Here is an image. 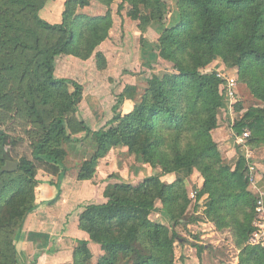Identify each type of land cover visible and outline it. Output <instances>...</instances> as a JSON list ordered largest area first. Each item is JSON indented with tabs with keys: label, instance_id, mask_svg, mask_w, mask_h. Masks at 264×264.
<instances>
[{
	"label": "trees",
	"instance_id": "16d2710c",
	"mask_svg": "<svg viewBox=\"0 0 264 264\" xmlns=\"http://www.w3.org/2000/svg\"><path fill=\"white\" fill-rule=\"evenodd\" d=\"M51 1L56 0H0V43L7 46L11 41L22 60L21 79L11 81L3 101L34 118L39 129L31 157L17 158L0 122V264H40L42 254L26 262L17 248L24 222L38 208V172L53 179L56 202L66 173V146L84 145L89 139L94 151L83 161L78 181L92 180L100 160L118 147L178 179L167 184L151 176L136 184L108 185L105 203L83 207L78 226L104 254L93 262L89 242L84 241L68 264H176V243L189 244L176 228L200 221L188 217L192 200L186 178L195 172L204 180L195 190V210L202 204L205 219L216 231L229 233L239 252L238 264H264V247L248 244L256 230L257 203L248 190V160L239 157L234 168L225 163L212 135L223 108V82L216 72H203L215 67L217 59L238 70L239 80L263 108L243 110L238 100L234 110L241 116L231 130L235 136L249 130L248 146L264 148V0H121L118 14L128 5L126 15L138 22L142 34L154 39L149 26L158 24L156 49L173 72L150 80L133 111L122 114L126 98L135 99L137 92L126 86L112 108L113 118L96 131L79 117L84 86L56 78V61L63 56L81 61L94 57L97 69L107 70V58L99 49L110 38V7L116 0H96L108 8L103 16L84 13L91 0H66L61 22L54 24L40 15ZM29 18L33 25L24 28ZM8 162L18 163V170L3 172ZM158 209L169 217V226L151 219ZM195 239L198 242L188 246L203 263L209 248Z\"/></svg>",
	"mask_w": 264,
	"mask_h": 264
},
{
	"label": "rangeland",
	"instance_id": "374dc122",
	"mask_svg": "<svg viewBox=\"0 0 264 264\" xmlns=\"http://www.w3.org/2000/svg\"><path fill=\"white\" fill-rule=\"evenodd\" d=\"M120 2L121 0H116L110 7L113 22H116V25H113L110 33L111 37L108 39L109 42L103 45V50L101 49L104 55L107 54V57L110 56L111 63L113 65V71H109L108 68L105 71H99L97 69V63L94 60V57L88 61H84L86 63H81V60H78L71 56H63L58 58L55 70L56 78L72 79L82 84L84 88L88 87L86 94L90 95V92H92V94L97 93V95L100 96V98L104 102V106L107 107L110 106L113 101L114 104L116 103L117 96L125 90L126 86H128L126 85V80L130 81V79L133 78L130 73H127V70L121 68L120 63H118V59L116 61L117 56L122 59L124 64L131 65V68H134V71H140V73L137 74L143 73L141 71V66L139 65V63L143 65L146 62V66H144L145 68H148L147 75L151 80L154 77L158 78L165 73L173 72L171 64L164 61H162V64L157 63L155 57L158 53L157 49L153 48L151 53L147 51L142 52L141 54L140 52H135L136 48H138L139 46H143V42L145 41V39L143 35H140L139 33L138 22H133L131 26H127V21H131L126 15L127 11L130 8L128 5L124 7V10L120 14H118V5L120 4ZM63 7V0L47 2L44 8L40 11V15L44 20L51 24L59 23L61 22ZM107 9V7L101 5L96 0H91V6H89V8L86 9L85 12H87V14L91 16H103L107 13ZM29 25H33V21L31 20V18L27 19L24 28ZM2 39L3 37L0 36V40ZM146 40L149 41L147 38ZM12 46L13 44L9 40L7 42V46H3L0 43V122L2 123V127L5 129L6 135L10 140V147L13 148L15 156H17V158L23 156L31 157L33 143L35 142V138L39 134L38 125L35 122L34 118L29 117L27 113H25L18 106L10 104L11 106L8 107V103H6L7 101H3V94H5L9 88H12L13 84L11 83V81L14 82L16 80H20L22 75H20V72L22 70V60L19 58L20 53L16 48ZM154 53L155 56L152 55ZM107 61L109 62L108 59ZM215 64V67L213 66L210 69H205L203 70V72L218 73L222 71L230 74L238 80L239 99H236L233 102V105L223 100V108L218 115L220 125L226 130L229 128V130L231 131V126L241 116L234 110L236 106L235 103L238 100L239 103L241 102L243 110H248L250 108H263V105L254 98L248 86L244 83H241V81L239 80L237 69L226 67L221 59H217ZM156 65H160L161 68H156ZM115 68L118 70H114ZM158 72L160 74L159 76ZM148 82L149 79L147 80V83ZM111 112L103 117V121L99 124V126L104 127L113 118L114 114L112 112L111 115ZM225 112H230L232 114L233 119L231 121H228L224 118ZM79 117H81L80 114ZM96 129L98 130V128ZM81 136L83 135H78V137ZM233 141L234 146L238 151V158L244 157L248 160V165L257 166V159L251 160L250 157H247L248 152L246 151V149L250 151L251 146H249L250 149H248V146L247 148H242L235 142L234 139ZM84 145L85 147L78 149L77 152H83L88 157H90V155H92L94 151L93 140L89 139ZM67 149L68 146H66V150ZM220 152L222 154V151ZM38 179L41 181L53 180L51 177L43 174L42 172H38ZM192 182H194L193 186L187 190L189 197L192 200V204L188 210V217L195 218L200 221L188 228L179 226L176 228V230L180 234V236L185 238L186 242H188L190 245L198 242L195 238L199 237V242L205 244L209 248V251L203 256L202 263L199 261L198 256H184L183 250L180 249L181 244L180 242H177L175 245V248L177 250L176 264H238L239 252L232 244L229 233L227 231H224L223 233L216 231L214 225L205 219L204 208L202 204L199 205V208L195 210V207L198 205H196V199L194 198V196L195 190L198 188L197 185H195V180ZM248 190L252 193L253 196L258 199L259 195L254 193V190L250 187V185ZM255 232L256 230L252 233V235ZM251 236L248 240V243L251 239Z\"/></svg>",
	"mask_w": 264,
	"mask_h": 264
},
{
	"label": "crops",
	"instance_id": "0c3cea01",
	"mask_svg": "<svg viewBox=\"0 0 264 264\" xmlns=\"http://www.w3.org/2000/svg\"><path fill=\"white\" fill-rule=\"evenodd\" d=\"M65 1L66 0H63V3H65ZM88 8L89 7L86 9ZM86 9H84V13L87 14V12H85ZM128 22L129 21H127V26H131L134 21L131 20L129 23ZM114 25H116V22H114ZM150 28L151 33L154 34V39L146 32L142 34L139 29V33L143 35L145 41L142 47L139 46L135 49L136 53L140 52L141 54L145 51L151 53L153 48L156 49L157 36L160 35L161 30L156 23L151 24V26H149V29ZM146 38L149 41H147ZM107 42H109V40L100 46V50H103V45ZM152 55L155 56V53ZM105 56L107 57V54H105ZM155 57L157 63H163L158 53ZM107 59L109 60L108 70L112 72L113 65L110 56L107 57ZM117 59L121 68L127 70V73H130V75L133 74L132 72L136 73L134 76L131 75L133 78L130 79V81L126 80V85L133 86L137 90L135 99L126 98L122 105L121 113L126 114L133 111L136 104L140 102L148 84L147 80L149 79L150 81L151 79L147 75L148 68H145L146 62L143 65L137 62L141 66V71L143 72L137 74L140 73V71H134L131 65L124 64L122 59L118 56L116 57V61ZM80 62L86 63L84 61ZM156 68L159 69L161 67L160 65H156ZM118 69L115 68L114 70ZM166 74L167 73L159 76L160 74L158 72V78H162ZM87 88L88 87L85 88L84 95L79 100V114L81 116L80 118H82L92 130L96 131V128L100 129L103 127L99 126V124L103 121V117L112 111L116 103L114 104L113 101L110 106H104V102L97 93L92 94V92H90V95L86 94ZM224 118L231 121L233 116L230 112H225ZM219 127L213 132V138L218 144L220 151H222L225 163L234 168L238 160V151L234 146L232 130L230 131L229 128L226 130L220 123ZM67 146L68 155L64 162L66 173L61 183L62 193L60 199L52 203L57 195L56 186L51 184L50 180L41 181L36 190V206L38 208L27 217L22 230L19 232L20 239L17 243V248L25 257L26 262H29L33 256L40 253L42 254L40 264L71 263L75 248L84 241L89 242L88 247L92 252L93 261H96L104 253L99 245L90 242L89 236L85 232L79 230V215L83 211V207L92 203H105L104 192L108 185L120 182L136 184L151 176H158L167 184L174 183L178 179L177 174L164 175L161 169H154L144 164L141 160L132 157L127 148L118 147L112 150L106 158L100 160L97 173L92 180L83 182L78 181L79 169L88 156L83 152L78 153L77 151L82 147L84 148L85 145L72 143ZM248 149L250 148L248 147ZM246 151L249 150L246 149ZM247 156L250 157L251 160L257 159L256 164L260 174L259 187L264 190V148H251ZM194 180L197 188L201 189L204 180L198 172L186 178L188 185L187 189L193 186L194 182L192 181ZM158 207L160 206L158 205ZM151 219L158 224L165 226L170 225L169 217L164 212L159 211V209L151 215ZM180 242L182 245L180 249L183 250L184 256H197L194 248L183 245V241Z\"/></svg>",
	"mask_w": 264,
	"mask_h": 264
},
{
	"label": "built area",
	"instance_id": "2783aa9c",
	"mask_svg": "<svg viewBox=\"0 0 264 264\" xmlns=\"http://www.w3.org/2000/svg\"><path fill=\"white\" fill-rule=\"evenodd\" d=\"M217 77L223 82L221 88L223 90L224 100L233 105V102L238 96V80L230 74L222 71L217 73ZM250 136L251 133L249 130H245L244 133L239 136H235V134L232 133L233 139L242 148H247ZM247 152L249 154V151ZM259 176L260 174L258 172L257 166L248 165L247 178L249 185L254 190V193L259 195L256 203V232L251 236L248 244L250 246L264 247V190L260 189L259 187Z\"/></svg>",
	"mask_w": 264,
	"mask_h": 264
},
{
	"label": "water",
	"instance_id": "95a60500",
	"mask_svg": "<svg viewBox=\"0 0 264 264\" xmlns=\"http://www.w3.org/2000/svg\"><path fill=\"white\" fill-rule=\"evenodd\" d=\"M19 168V164L16 162H8L3 168V172H15Z\"/></svg>",
	"mask_w": 264,
	"mask_h": 264
}]
</instances>
